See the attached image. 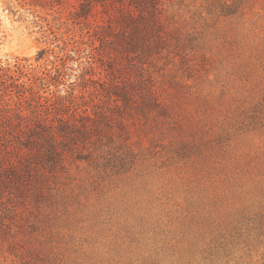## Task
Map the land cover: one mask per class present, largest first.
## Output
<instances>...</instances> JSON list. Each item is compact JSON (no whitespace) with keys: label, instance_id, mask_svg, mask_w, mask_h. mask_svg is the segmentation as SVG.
<instances>
[{"label":"rangeland","instance_id":"obj_1","mask_svg":"<svg viewBox=\"0 0 264 264\" xmlns=\"http://www.w3.org/2000/svg\"><path fill=\"white\" fill-rule=\"evenodd\" d=\"M23 88L92 131L0 178V264H264V0H0Z\"/></svg>","mask_w":264,"mask_h":264},{"label":"trees","instance_id":"obj_2","mask_svg":"<svg viewBox=\"0 0 264 264\" xmlns=\"http://www.w3.org/2000/svg\"><path fill=\"white\" fill-rule=\"evenodd\" d=\"M152 9L155 10L156 4L152 3ZM123 7V5H121ZM132 21L134 13L130 10ZM154 14V13H153ZM151 23L153 26L158 23V19L153 15ZM135 29L137 26H134ZM159 39L161 37L159 36ZM12 80V77H8ZM44 79H39V83ZM30 91L31 99H18L14 105L4 101L5 94H0V178L1 184L14 183L21 180L24 174L34 167L30 162V154L35 150L45 158L49 165L61 163L64 160V149L66 143L74 142L76 134H88L92 131V118L82 110V116L77 115V104L64 103L68 98H73L72 93L67 97L54 98L55 103L45 100V106L41 109L39 96L33 93L32 89L23 88ZM21 96V95H20ZM133 94L126 95V99H131ZM34 104H32V102ZM73 104V105H72ZM53 116V119L50 116ZM76 116L84 122L80 128L74 122ZM54 121L58 124L55 125ZM84 137V136H82ZM14 158H16L14 160ZM6 167L3 169V167ZM2 177L3 180H2Z\"/></svg>","mask_w":264,"mask_h":264}]
</instances>
